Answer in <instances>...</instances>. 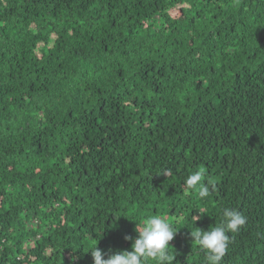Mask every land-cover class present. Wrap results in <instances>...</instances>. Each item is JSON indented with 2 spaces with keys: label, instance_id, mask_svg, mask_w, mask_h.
Listing matches in <instances>:
<instances>
[{
  "label": "trees",
  "instance_id": "16d2710c",
  "mask_svg": "<svg viewBox=\"0 0 264 264\" xmlns=\"http://www.w3.org/2000/svg\"><path fill=\"white\" fill-rule=\"evenodd\" d=\"M225 208L221 264H264V0H0V264H94L150 215L206 264L187 225Z\"/></svg>",
  "mask_w": 264,
  "mask_h": 264
},
{
  "label": "clouds",
  "instance_id": "9594fccd",
  "mask_svg": "<svg viewBox=\"0 0 264 264\" xmlns=\"http://www.w3.org/2000/svg\"><path fill=\"white\" fill-rule=\"evenodd\" d=\"M204 180L203 171H197L189 175L184 181L186 190H192L199 186V196L208 197L210 194L209 180L207 184ZM214 187V185H212ZM200 213L201 212L199 210ZM119 218V217H118ZM201 216L193 215V223L187 225L191 231L190 236L196 245L205 251L206 264H221L229 244V233H236L246 223V217L238 210L225 208L223 210V221L217 226H210L208 230L195 227V221ZM135 231L138 236L134 239L131 250H123L106 254L97 245L90 250L94 264H148L155 261V264H172L173 255L169 252V242L174 238L177 230L173 225L160 215H150L142 220H135ZM132 240L130 235L124 237ZM108 258L105 259L104 256ZM75 259V258H74Z\"/></svg>",
  "mask_w": 264,
  "mask_h": 264
}]
</instances>
